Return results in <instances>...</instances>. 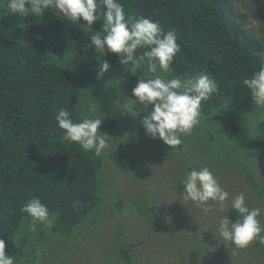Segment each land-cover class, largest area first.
<instances>
[{
  "label": "trees",
  "instance_id": "16d2710c",
  "mask_svg": "<svg viewBox=\"0 0 264 264\" xmlns=\"http://www.w3.org/2000/svg\"><path fill=\"white\" fill-rule=\"evenodd\" d=\"M246 1L250 6H256L264 0ZM7 2L0 0V239L5 241V250L23 223V229L28 228V218L20 208L32 197H39L49 212L55 214V223L50 229L53 235L68 237L75 232L77 239L79 225L91 213H98L105 183L102 158L63 141V133L54 117L62 108L67 109L77 122L98 114L105 117L98 131L111 133L121 122L119 117L125 114L121 104L126 95L122 80L115 75L106 72L97 78L101 62L116 66L130 82L135 77L139 79L125 71L115 55L101 57L95 53L89 39L92 33L83 28L85 22L82 20L72 24L51 12L45 13L43 18H21L8 12ZM119 2L124 6L126 18L135 20L145 16L158 21L165 31H176L180 51L167 79L181 74H207L217 83L218 93L201 105L200 121L202 118L217 120L231 138L232 141H228L231 147L264 156V136L248 137L233 117L225 114L226 107L247 112L253 105L241 82L264 63V40L259 41L246 31L250 19L256 17L255 13L235 9L230 0ZM104 11L103 7L99 9L101 17ZM102 23L97 20L91 30H100ZM261 30L264 33V27ZM140 54L141 50H138L137 55ZM141 109L140 105L131 109L140 121L129 127L140 145L130 148L139 157L149 150L145 141L153 140L141 123L148 111ZM259 131L264 133V123L259 125ZM185 142L169 148L156 139L150 150L158 158L183 155ZM210 142L213 141L205 144L206 153L216 145L230 147L225 141L209 145ZM183 156L180 181L190 170L189 166L194 167L188 164V156ZM210 159H207L209 167ZM126 170L129 168L125 167ZM129 174L133 171L129 170ZM132 177L135 181L138 174L134 173ZM180 181L176 191L181 195ZM261 197L264 199V193ZM116 200V206L121 210L120 197ZM153 207L147 200L134 205L138 212H153ZM227 215L236 218L231 208ZM28 235L41 236L42 226L38 225L37 230ZM40 236L37 237L42 238ZM117 243V246H123L120 254L125 261L132 264L130 246L120 240ZM19 251L20 248L16 253ZM116 257L119 255L115 254L114 260Z\"/></svg>",
  "mask_w": 264,
  "mask_h": 264
},
{
  "label": "rangeland",
  "instance_id": "374dc122",
  "mask_svg": "<svg viewBox=\"0 0 264 264\" xmlns=\"http://www.w3.org/2000/svg\"><path fill=\"white\" fill-rule=\"evenodd\" d=\"M230 1L237 10L255 13L256 17L250 19L246 31L259 41L264 40L261 30L264 27V1L256 6H250L246 0ZM107 73L120 78L126 97L134 99L131 93L138 82L136 77L130 82L116 66L109 67ZM142 73H146V69H140L132 76L140 78ZM255 110L254 104L247 112L226 107L225 114L233 117L248 137L260 138L264 136L259 131V125L264 123V110ZM119 120L121 122L111 133L98 131L109 137L108 148L101 155L105 180L103 201L98 206V213H91L76 229L77 239L75 232L68 237L53 235L50 229L43 227L42 235H37L42 238H33L28 235V228L23 229V223L5 250L7 256L16 258L17 264H128L120 254L123 246H117L120 240L130 246L132 264H180L182 260L184 264H264V245L257 241L239 250L223 244L215 226L227 211H221L213 204L210 212H204L193 204H185L176 191L185 155L190 160L189 165L206 166L213 172L230 194L229 208L231 197L243 192L250 207L261 208L259 219L264 223L263 154L231 147L228 141L232 140L221 128V123L202 118L197 125L201 127L195 126L192 135L184 136L183 155L158 158L150 150L152 140L145 141L149 150L139 157L130 148L140 145L135 133L129 129L140 121L139 118L133 111L125 109ZM207 141H213L209 145L225 141L230 147L216 145L206 153ZM208 157L212 158L210 167L207 166ZM123 163L127 164L124 166ZM125 167L138 174L135 181L129 170L124 171ZM117 196L122 201L121 210L116 206ZM141 200L153 205V212L136 211L134 205ZM115 254L119 255L116 260Z\"/></svg>",
  "mask_w": 264,
  "mask_h": 264
},
{
  "label": "clouds",
  "instance_id": "9594fccd",
  "mask_svg": "<svg viewBox=\"0 0 264 264\" xmlns=\"http://www.w3.org/2000/svg\"><path fill=\"white\" fill-rule=\"evenodd\" d=\"M6 7L10 14L21 18H43L45 13L51 12L72 24L82 20L85 22L83 28L92 33L89 39L95 53L101 57L115 55L130 75H135L142 67L146 69L132 89L134 99L125 97L121 105L128 110L140 105L142 112L148 111L141 122L142 127L151 139H159L169 148L181 145L182 136L191 134L200 123L202 103L210 101L219 91L217 83L207 74H181L167 79L180 51L176 31H165L158 21L145 16L135 20L126 18L119 0H8ZM101 7L106 9L102 15V27L92 31L91 26L101 19ZM138 50L142 54L137 55ZM109 67L107 61L101 62L97 78L103 77ZM241 83L256 110H264V63ZM54 119L63 133L62 140L78 145L85 153L91 152L99 157L108 148L109 137L98 133L104 116L94 115L77 122L67 109L62 108ZM189 167L180 181L184 203L200 207L204 212H210L215 204L226 212L230 194L213 172L206 166ZM230 208L236 213V218L225 214L215 226L223 244L232 245L236 250L248 247L253 241L264 245V223L259 219L261 208L250 207L243 192L231 197ZM20 211L26 214L27 227L31 232H35L38 225L46 229L54 226L55 214L49 212L39 197L27 200ZM0 264H17L16 258L5 254V241L2 239Z\"/></svg>",
  "mask_w": 264,
  "mask_h": 264
}]
</instances>
